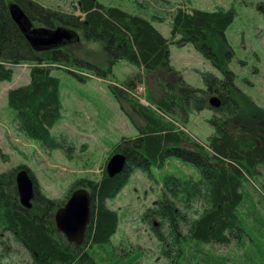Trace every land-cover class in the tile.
I'll use <instances>...</instances> for the list:
<instances>
[{"label":"trees","instance_id":"obj_1","mask_svg":"<svg viewBox=\"0 0 264 264\" xmlns=\"http://www.w3.org/2000/svg\"><path fill=\"white\" fill-rule=\"evenodd\" d=\"M11 1L22 8L32 23L48 29H54L58 24L80 32L87 42L100 43L112 65L125 60L135 66L138 72L125 82L119 86L109 85V91L119 102L133 101L130 92L142 82L141 70L164 68L174 73L183 90L180 103L169 100V104L159 111L177 123L182 121L183 115L209 111L211 116L207 122L213 133L205 143L199 142L140 108L138 112L145 127L134 138L121 137L105 159L104 164L115 153L126 157L122 172L113 178L106 175L104 165L97 180L77 179L62 199L51 200L42 193L34 174L27 168L0 173V234L10 235L11 241L29 255L30 264H137L141 257L137 251L115 248L111 244L119 217L107 208L106 201L114 200L134 173L140 171L154 179L151 169L163 171L167 160L174 158L195 168L199 179L165 174L158 181L160 195L143 214L142 220L159 222V231H154L159 255L168 264H199L200 260L207 263L211 257L202 251V246L233 242L244 249L250 263H253V254L256 259L264 260L261 248L264 233L260 228L264 223L254 216V224L243 213V207L252 204L248 185H255L259 169L264 171V144L257 145L253 141L247 148L246 142L233 133L231 122L242 114L243 109L236 99L240 93L235 85V75L227 66L232 53L226 52L222 56L214 48L229 49L225 32L235 18L233 8L207 11L184 5L167 13L155 12L145 17L127 14L120 7L105 6L98 0H78L75 9L81 15H75L43 7L33 0ZM166 20L169 21V38L152 24ZM171 45L194 47L222 77L204 72L201 74L204 89L187 86L170 64ZM20 64L30 65L29 82L6 93L16 130L26 140L49 152L57 150L66 159L73 158L75 144L64 135L50 133L61 123L63 110L61 80L52 74V70L56 65L69 66L99 79H106L110 71L106 73L86 61L70 58L60 49L50 51V57L42 59L12 20L8 1L0 0V83L10 82L13 67ZM68 72L84 81L81 75ZM159 85L169 96L174 95V88L165 79H160ZM212 96L219 100L217 108L209 106ZM21 169L34 183L30 209L19 204L15 192V176ZM78 189H85L90 195V221L80 245L68 243L54 221L56 211ZM261 190L264 194V186ZM196 252H202L201 259ZM215 264L224 263L218 259Z\"/></svg>","mask_w":264,"mask_h":264},{"label":"rangeland","instance_id":"obj_2","mask_svg":"<svg viewBox=\"0 0 264 264\" xmlns=\"http://www.w3.org/2000/svg\"><path fill=\"white\" fill-rule=\"evenodd\" d=\"M7 1L8 5L13 3L11 0ZM33 1L46 8L81 15L79 10L75 9L78 0ZM98 1L105 6L120 7L127 14H140L145 17L155 12L167 13L184 5L207 11L233 8L235 18L225 32L229 49L214 47L222 56L226 52L232 53L227 66L235 75V85L240 93L236 95V99L243 110L242 114L231 122V129L238 138L246 142L247 148L253 141L257 145L264 144V0ZM152 24L165 38H169L168 20ZM58 27L61 26L55 24L54 29ZM32 28L46 27L33 23ZM77 35L78 42L57 49L68 54L70 58L86 61L106 73L110 71V74H107L106 79H99L90 73L75 71L69 66L56 65L52 70V74L61 80L63 110L61 123L52 128L50 133L53 136L68 137L76 147L74 157L66 159L57 150L49 152L38 144L26 140L16 130L12 122L14 114L7 106L6 93L29 82L30 65L20 64L13 67L10 82L0 83V173L25 167L34 174L40 190L47 198L60 200L73 181L80 178L97 180L110 148L121 137L134 138L139 130L145 127L138 112L140 108H145L150 115L160 119L170 128L184 129L199 142L205 143L207 137L213 133L207 122L211 116L209 111L190 116L183 115L179 123L158 111L159 108L168 105L169 100L173 99L180 103L183 93L179 77L164 68H157L154 71L141 70L142 82L136 84L130 92L133 101H117L109 91V85L119 86L138 70L125 60L112 65L100 43L85 41L80 32H77ZM38 53L44 60L50 57V51ZM169 56L171 66L191 88L204 89L201 78L204 72H210L218 78L222 77L221 73L190 45L183 48L171 45ZM68 71L81 75L84 81L78 80ZM162 78L174 88L173 96H169L160 87L159 80ZM183 146L189 148L187 144ZM257 172L255 185H248L252 204L243 207L244 215L254 224H256L253 221L254 216L261 218L264 223V194L261 190L264 186V171L259 169ZM165 174L199 179L198 172L191 165L169 158L163 171L151 169L154 179L147 178L138 171L114 200L106 201L107 208L115 211L119 217L117 231L111 239V244L115 248L137 251L141 255L137 264H168L159 255V246L154 237V231H159L158 220L152 219L150 223L142 220L143 214L152 207L160 195L158 181ZM260 228L264 233V226ZM182 230L185 231V228L182 227ZM261 240V248L264 251V235L261 236ZM201 249L211 258L207 263L200 260L199 264H215L218 259H222L224 264H264V260L256 259L255 254L251 255L254 258L253 263H250L244 249L238 248L233 242L228 245H205ZM196 255L201 259L203 254L196 252ZM30 263L29 255L11 241L10 235L0 234V264Z\"/></svg>","mask_w":264,"mask_h":264},{"label":"water","instance_id":"obj_3","mask_svg":"<svg viewBox=\"0 0 264 264\" xmlns=\"http://www.w3.org/2000/svg\"><path fill=\"white\" fill-rule=\"evenodd\" d=\"M9 14L18 26L25 39L35 52L52 51L70 43L79 41L76 32L58 27L55 29L32 28V22L22 8L15 2L8 5ZM209 106L217 108L219 100L210 97ZM126 157L122 153H115L105 164V173L113 178L122 172ZM16 193L19 204L31 208L34 195V183L25 170H20L15 176ZM56 229L65 237L68 243L80 245L90 221V195L85 189L72 192L63 207L58 209L54 216Z\"/></svg>","mask_w":264,"mask_h":264}]
</instances>
